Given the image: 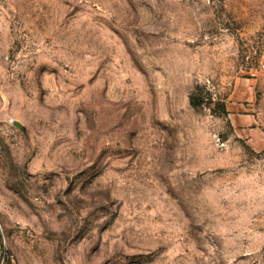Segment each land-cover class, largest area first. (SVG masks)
Wrapping results in <instances>:
<instances>
[{"label":"rangeland","instance_id":"rangeland-1","mask_svg":"<svg viewBox=\"0 0 264 264\" xmlns=\"http://www.w3.org/2000/svg\"><path fill=\"white\" fill-rule=\"evenodd\" d=\"M0 264H264V0H0Z\"/></svg>","mask_w":264,"mask_h":264},{"label":"trees","instance_id":"trees-1","mask_svg":"<svg viewBox=\"0 0 264 264\" xmlns=\"http://www.w3.org/2000/svg\"><path fill=\"white\" fill-rule=\"evenodd\" d=\"M190 103H191L192 105H197V104H199V103L196 101L195 96H191V98H190Z\"/></svg>","mask_w":264,"mask_h":264}]
</instances>
